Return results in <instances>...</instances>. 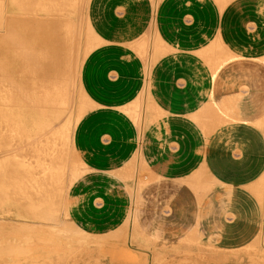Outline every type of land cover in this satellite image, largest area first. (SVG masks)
Returning <instances> with one entry per match:
<instances>
[{"label": "crops", "instance_id": "obj_1", "mask_svg": "<svg viewBox=\"0 0 264 264\" xmlns=\"http://www.w3.org/2000/svg\"><path fill=\"white\" fill-rule=\"evenodd\" d=\"M220 1L89 0L97 40L81 66L88 103L72 140L86 168L64 213L75 229L105 236L134 209L133 240L156 246L151 258L247 264L264 226L255 190L264 178L255 125L264 119V0ZM201 170L207 182L198 186ZM134 180L144 182L135 205ZM139 225L160 234L142 235Z\"/></svg>", "mask_w": 264, "mask_h": 264}, {"label": "bare ground", "instance_id": "obj_2", "mask_svg": "<svg viewBox=\"0 0 264 264\" xmlns=\"http://www.w3.org/2000/svg\"><path fill=\"white\" fill-rule=\"evenodd\" d=\"M227 1L228 0H223L220 2L224 4ZM88 3L89 0H0V182L4 183L2 184L3 186H7L5 184L8 183L9 188L13 187L17 189L19 196L24 201H22V203L31 206L42 205L41 207L43 210L41 211L45 212V210H47L48 212L47 214L46 212H42V216H39V218H44L45 216V219L43 220L46 221H48L47 218L52 220L57 217L60 218L61 216V213L57 214V204H54L56 201L54 199L63 196L62 193H59L65 188L64 185H66V172L68 171L66 157L71 148L75 150L72 141L74 128L84 113L77 112V116L74 117L70 110L71 106H74V103H72L74 94L70 95L73 91L71 92V90H69L72 86H68L69 80L67 78L72 74L71 77L74 76V79L75 77H78L80 80V70L84 59L82 60V58H79L78 54L74 57V50L77 49L75 47L80 40L79 22L76 18H78L79 13H82L84 10L87 13ZM17 22L20 23V27L22 26L21 29L20 27H17ZM87 25L89 32L96 37L88 21ZM43 29L45 31L41 34ZM32 33L34 37L31 36ZM39 33L40 35L38 37L37 34ZM16 35L19 39L15 37ZM25 35L27 37H25ZM152 39L153 37L151 38V41ZM50 41H53L56 45L55 48ZM40 42H43L42 46H40ZM48 43H50L51 46H49ZM73 43L76 45L74 48ZM150 47L153 48L152 45H150ZM216 47L217 44L214 48ZM92 48H95V46L93 45L90 48V51ZM217 49L220 53V60H225V58H227L225 56L226 52H223L221 47H218L215 50ZM77 52H79V50ZM89 52L85 54V57ZM215 53H217L218 57L219 53ZM147 54L144 55L145 65L149 69L154 52L149 55ZM72 56L74 57L73 61L70 60L72 59ZM15 58L19 60L16 62V60H14ZM75 58L76 61L74 63ZM12 59L16 62V65ZM11 60L13 61L11 62L12 66L14 65L13 67L10 66L11 64L9 61ZM226 60L222 62L226 63ZM69 61L74 63V65L70 66ZM219 61L217 60V63L215 62V64H218ZM4 62L6 66L9 65L10 67L3 65ZM15 66L18 67L14 70L13 68ZM37 70L41 74L39 72L34 73V71ZM34 74L35 77L33 76ZM36 74H38V76H43V78L39 76L41 84L38 82L39 80H35L37 77ZM14 77H16V84L14 80L12 81ZM8 78H12L11 83L10 81L9 83L6 82L9 80ZM71 79L73 80V77ZM4 81L7 85H4ZM74 83L75 81H73V84L71 83V85L74 86ZM9 84L11 85V90L9 89ZM38 84H40V86ZM7 86L9 90L6 89ZM12 86L14 87L12 88ZM145 107L146 106H143L140 114H137L136 116L140 132H143L142 123L144 121ZM72 122L74 123V128L72 127ZM255 125L264 131V119L256 122ZM80 163V165H82L81 167L73 166L69 179L70 182H68L69 185L84 173L85 166L82 161ZM203 173L205 172L201 170L199 172V177H202ZM144 178H146V175ZM134 181L135 182L131 183V187L134 188L133 200L135 205L137 190L143 186L144 182L140 180ZM200 184L204 185L201 179L198 180L197 185L199 186ZM65 190L66 189H64V192ZM255 190L264 204V178L260 180V183ZM43 203H47V208H45L46 205ZM66 203L67 202H65L63 208V213L66 211ZM18 215L21 217L24 216L21 211L18 212ZM46 216L48 217L46 218ZM63 216H65V214ZM57 221L58 220L56 219V222ZM134 222L135 213L134 209H132L130 217L126 222V224L130 225V230L128 231L129 243L134 241L132 234V225ZM22 225L25 224L22 223ZM64 230L66 229L64 228ZM75 230L78 231V233L80 232L86 235L81 230ZM27 232H31L30 229L29 231L27 230ZM38 233L39 232H37V234ZM262 233L264 234V226ZM118 237L120 239L121 235L117 234L115 236L116 239H118ZM104 241L111 242V239L107 237ZM131 247L135 250H143L142 252H146L144 249L134 248L133 246Z\"/></svg>", "mask_w": 264, "mask_h": 264}, {"label": "rangeland", "instance_id": "obj_3", "mask_svg": "<svg viewBox=\"0 0 264 264\" xmlns=\"http://www.w3.org/2000/svg\"><path fill=\"white\" fill-rule=\"evenodd\" d=\"M76 15H78V14H76ZM69 16H71V15H69ZM76 19L79 22V36L80 37L79 36L78 37L80 40L78 41L77 46L75 45L77 40L75 43H73L74 44L73 48H74V46H76L75 48H77L76 50H74V57H75V55L78 54V57L82 58V60H83L85 58V54L90 51V48L93 45L94 46L96 45L97 39L94 35H92L89 32L88 25H87V15H86L85 10L82 11V13H79L78 18H76ZM16 25H17V27H20L19 22H17ZM21 27H20V29H21ZM20 29H19V31H20ZM44 31L45 30L43 29L41 34H43ZM34 35H35V33H34ZM37 35L39 37L40 33ZM31 36L34 37L33 33ZM15 37L17 38V35ZM25 37H27V36L25 35ZM17 39H19V37ZM34 40H36V39H34ZM32 41H33V39H32ZM50 42H52V44L54 45V48H55L56 45L53 43V41H50ZM54 42H55V40H54ZM42 44H43V42L40 44V46H42ZM48 45L51 46L50 43H48ZM78 50H79V52H77ZM74 57L72 56V59H70V60L73 61ZM12 60L9 61L11 64L10 66H12L11 62H13L14 60H16V62H17L19 59L15 58L13 61ZM71 61H69L70 66L74 65L76 58L74 59V63H72ZM16 62L14 61V64ZM3 65L6 66L5 62ZM8 66H6V67H8ZM17 67L15 66L13 69L15 70V68H17ZM37 72H39V71L38 70L34 71V73H37ZM43 73H42V75H43ZM36 75H37V77L35 80L38 81L40 78L39 76H41V75H39V76H38V74H36ZM71 75L69 76V78H67L69 80L68 86L69 87L72 86L71 88H69V90H71V92L73 91V93H71L70 95L74 94V97H73L74 99L72 101V103H74L73 104L74 106H71L70 110L72 111L73 116L76 117L79 112L83 113L85 111V107L87 106L88 102H87L86 96L84 95L82 89H80L81 88L80 80L78 79V77H75V79H74V76H72L73 77V80H72ZM33 76L35 77V74ZM10 77H13V76H10ZM41 77L43 78V76H41ZM11 79H9L6 82L9 83V81H10V83H11ZM70 79H71V81H70ZM13 80L15 81V84H16V77H14L12 79V81ZM73 81H75L74 86L71 85V83L73 84ZM6 82L4 83V85H7ZM38 82H40V80ZM15 84L13 83L14 86H15ZM40 84H41V82H40ZM40 84H38V85L40 86ZM8 86L6 89H8ZM14 86H12V88ZM10 88H11V85H10L9 89ZM73 88H74V90H73ZM12 90H15V89H12ZM73 125H74V123L72 122V127L74 128ZM66 158H67L66 162H68V164H67L68 165L67 166L68 171L66 172L67 178L65 180L66 185H64L65 186L64 189H66V190L64 192V189H62L59 193V194L62 193L63 198L60 197L61 199L60 198L54 199V200H56L54 204L55 205L57 204V206H56L57 214L61 213L60 218L57 217V218L51 220V219L47 218L48 216H46L48 221L43 220V219H45L44 215H46L48 212L45 209L44 210H45L46 214L43 215L44 218H39V216H42V212L45 213L44 211H41V210H43L41 207L42 205L41 206H37V205L31 206L29 204L22 203L23 200L19 196L17 189H15L13 187L9 188L8 183L5 184L7 186H3L2 184H4V183L0 182V186L1 185L3 186V188L1 186L2 189L0 188V196L2 195L0 198V220H1L0 221V224H1L0 225V264H175V259L173 257L161 259V258H158L156 256V257L151 258L149 255V252L145 253V252H141V250L137 251V250L133 249L131 246H133L134 248L138 246L141 249H145V250H147V249L148 250H151V249L156 250L157 247L156 246L153 247L151 245V243L148 244V243L143 242V241H131V243H129V240H128V235H129L128 231L130 230L129 224H124L120 229H118L112 233H109L105 236L94 237V236L84 235L83 233H80V232L78 233V231H76L74 227H72L69 223H67L66 219L63 216L64 215V213H63L64 209L63 208H64V205L66 202L67 189L69 187L68 182H70L69 179H70V175H71L72 170H73V166L81 167L82 165H80L81 160L73 148H71V150L68 153ZM71 158H72V160H71ZM132 173H133V171H132ZM204 174L205 173H203L202 175H204ZM205 175H207V174H205ZM199 179H201V176L196 177L195 180L197 181V183H198ZM210 181H212V178L210 179ZM206 182L207 181H203L204 185L206 184ZM4 195H6L8 197H6ZM3 197H6V198H3ZM43 204H45L46 205L45 208H47V203H43ZM140 206H141V204L138 205L137 212L139 214V217L141 218V221L143 222L144 221L143 220L144 217L142 215L143 211H142V208H140ZM43 208H44V206H43ZM9 210H10V212H9ZM19 211H21V213L24 216H22V217L19 216L18 215ZM56 219L58 220L57 222H56ZM59 219H60V221L61 220L62 221L60 222ZM151 221L156 222L157 220L154 219ZM6 222H7V224H6ZM19 222H21V223H19ZM22 223H24L25 225H22ZM27 226H29V227H27ZM38 226H40V227H38ZM43 227H45V228H43ZM48 228H50V229H48ZM64 228L66 230H64ZM22 229H23V231H22ZM29 229L31 232H27V230L29 231ZM34 229L36 230V232ZM138 229H139V233L142 235L149 234V235H152V236L157 238L158 235L160 234V227L158 225H156V226L139 225ZM262 230H263V228H262ZM60 231H61V233H60ZM24 232L26 235L24 234ZM37 232H39V233L37 234ZM41 232H43L44 235ZM69 234H70V236H69ZM117 234L121 235V237H120L121 240L119 239V237H118L119 240L115 238V236ZM126 234H127V236H126ZM113 235H114V237H113ZM191 235H193V236L190 238L193 239V237L196 235V233L192 232ZM261 235H263V236H261ZM105 237L110 238L111 242H105L106 241V240L104 241V239H106ZM123 237H124V239H123ZM263 237H264V234L261 231V234L258 235V237L255 239V241L252 242L246 248V250H247V264H264V246H263L264 245V238ZM27 238H29V239H27ZM98 239H100V240H98ZM197 239H198V237H197ZM94 240H97V241H94ZM196 242H198V241H196ZM130 244H131V246H130ZM154 244L157 245L158 241L153 243V245ZM188 262H189L188 259H180L179 263H177V264H190Z\"/></svg>", "mask_w": 264, "mask_h": 264}]
</instances>
